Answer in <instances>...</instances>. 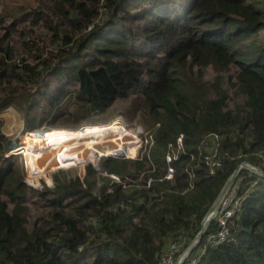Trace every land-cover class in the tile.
I'll return each mask as SVG.
<instances>
[{
  "label": "trees",
  "instance_id": "obj_1",
  "mask_svg": "<svg viewBox=\"0 0 264 264\" xmlns=\"http://www.w3.org/2000/svg\"><path fill=\"white\" fill-rule=\"evenodd\" d=\"M14 1L0 0V111L25 110L26 147L43 124L79 127L129 98L154 142L35 188L0 122V264H159L197 237L241 163L264 172V0H28L9 13ZM236 184L233 238L210 244L212 220L198 264H264V177L243 169Z\"/></svg>",
  "mask_w": 264,
  "mask_h": 264
},
{
  "label": "rangeland",
  "instance_id": "obj_2",
  "mask_svg": "<svg viewBox=\"0 0 264 264\" xmlns=\"http://www.w3.org/2000/svg\"><path fill=\"white\" fill-rule=\"evenodd\" d=\"M16 1V0H15ZM13 2L11 6L8 7V12L11 13V9H16L20 5H26L28 0H17ZM31 1V0H29ZM34 4L33 1H31ZM132 98L129 99H118L107 112L96 115L94 120L91 122H86L79 127H71L66 122L60 121L57 125L51 126L49 124H43L42 128L36 129V131H41L40 135V146L36 149L44 146L42 144V138L45 136V131L49 129L54 131V136L58 137L60 134L57 131H64L65 133L80 130V138L78 143H82V149L86 156H76L70 160L58 161L54 164L49 163V156L43 157V159L34 165L32 168H28L27 160L30 155L26 158V153L21 148H25L31 132L25 131L26 114L25 110L21 109L16 105H10L5 107L0 111V122L1 130L10 137L11 139V153L19 154V163L24 169L26 175V181L31 185L41 187L45 182L47 185L51 183V176L59 171L68 174V178L84 177L85 167L89 164L97 166L101 159L112 156V157H124L132 158L138 157L141 154L142 138H146V130L140 123V113H129L128 110L131 106ZM30 106H26L29 108ZM32 109V108H30ZM119 124H122L124 128H119ZM92 126V127H91ZM95 126V127H94ZM93 128L94 132L85 134V130ZM107 131H104L106 130ZM99 130V131H98ZM107 132L111 134H117L123 132L126 137L122 136L123 143L120 145L124 148L120 149L113 142H108L109 146L103 144V140H107L106 137L100 136L99 133ZM27 137L24 139L23 137ZM85 136V137H83ZM75 139V138H74ZM75 148H72L74 150ZM81 148L77 147L76 151H80ZM112 154V155H109ZM95 166V167H96ZM98 167V166H97ZM251 171V170H250ZM232 184H229L226 190L223 192L224 195H229L232 190ZM31 185V186H33ZM34 186V187H35ZM53 186V184L49 185ZM231 187V188H230ZM223 194L221 196H223ZM220 196V197H221ZM214 216V215H213ZM195 240L191 242L190 245L194 243ZM197 243V242H196Z\"/></svg>",
  "mask_w": 264,
  "mask_h": 264
},
{
  "label": "built area",
  "instance_id": "obj_3",
  "mask_svg": "<svg viewBox=\"0 0 264 264\" xmlns=\"http://www.w3.org/2000/svg\"><path fill=\"white\" fill-rule=\"evenodd\" d=\"M147 143L153 144L152 137L147 140ZM179 147L182 146V136L178 139ZM176 157L168 155V160L171 161ZM216 163L212 162V165ZM247 170L251 173L257 174L259 176H264V173L260 171V169L255 166L244 162L239 170L238 174L243 170ZM251 170V171H250ZM174 173V169L170 168L167 174V178H172ZM233 189H230L229 195H224L220 200L217 210L214 214V219H218L222 228L220 232L216 235H212L209 237V242L212 245H218L224 241H228L232 239V219L237 214V212L241 209L242 204L246 198V194L243 196H238V185L236 182L232 184ZM182 249V244L172 243L171 249L164 254L159 264H198L200 258L192 256V251L190 249ZM204 251H202L203 253Z\"/></svg>",
  "mask_w": 264,
  "mask_h": 264
},
{
  "label": "bare ground",
  "instance_id": "obj_4",
  "mask_svg": "<svg viewBox=\"0 0 264 264\" xmlns=\"http://www.w3.org/2000/svg\"><path fill=\"white\" fill-rule=\"evenodd\" d=\"M119 128H124V126L122 124H119ZM94 130L95 129H93V128L87 129V130H85V134L92 133V132H94ZM54 131H56V130L49 129V130L45 131V136L42 138V144L44 146H42L39 149H34L32 154L31 155L29 154L30 157L27 160L28 168L34 167V165L39 163L43 159L44 156L45 157L49 156L48 162L51 164H54L58 161L70 160L76 156H86L87 155L84 153V150L82 149V143L77 142L78 139L80 138V136H79L80 132H81L80 130L71 131L68 133H65L64 131H57V133L60 134L58 137L54 136ZM104 131H107V129ZM122 133L123 132H119L117 134H111V133L100 131L99 135L107 138V140H103V144L105 146H109L108 142H113L114 145H116L117 147L122 149V148H124L123 146H126V145H120L119 146V144H122L123 140H124V139H122V136L126 137ZM31 134H29V135H31ZM40 135H41V131L39 132L37 140L35 141V143H37V141L40 143V140L38 139V138H40ZM83 137H85V136H83ZM35 143L30 145V147L29 146L26 147V149H24V148H21V149H23L24 153H26L35 145ZM77 147H80L81 150L75 152ZM72 148H75V149L72 150ZM109 155H112V154H109ZM26 156H27V154H26ZM98 163H100V162H98ZM223 196H224V194H223ZM214 210L216 211V209H214ZM215 211H211L208 214V216L205 218V220H204L205 226L210 224L211 219H212Z\"/></svg>",
  "mask_w": 264,
  "mask_h": 264
},
{
  "label": "water",
  "instance_id": "obj_5",
  "mask_svg": "<svg viewBox=\"0 0 264 264\" xmlns=\"http://www.w3.org/2000/svg\"><path fill=\"white\" fill-rule=\"evenodd\" d=\"M99 165H100V163H97V168H99ZM237 173H238V170H236L233 174H232V176L229 178V180H228V182L225 184V186L223 187V189H222V191H221V193H220V195H219V197L217 198V200L214 202V204H213V206L210 208V210L208 211V213L206 214V216L204 217V219H203V221H202V229H201V231L199 232V234H198V236H197V239L194 241V243L189 247V248H194L197 244H198V242H199V240H200V238H201V236H202V234L205 232V230H206V227H207V225L205 226L204 225V220H205V218L208 216V214L211 212V211H215L214 209H216V207H217V205H218V202H219V198H220V196L223 194V192L226 190V188H227V186L230 184L231 185V183H233L234 181H235V179H236V177H237ZM197 242V243H196Z\"/></svg>",
  "mask_w": 264,
  "mask_h": 264
},
{
  "label": "clouds",
  "instance_id": "obj_6",
  "mask_svg": "<svg viewBox=\"0 0 264 264\" xmlns=\"http://www.w3.org/2000/svg\"><path fill=\"white\" fill-rule=\"evenodd\" d=\"M35 132H38V131H35ZM31 133H34V132H31ZM31 133H30V134H31ZM146 136H147L146 138H142L141 154H140L138 157H132V159H133V158H134V159H135V158H139L140 156H142V152L144 151L145 147H146L148 144H150V143H147V140L150 139L151 137H152V139H153V136H152V134H150V133H147V132H146ZM181 136H183V135H181ZM181 136H180V137H181ZM180 137H179V138H180ZM153 142H154V139H153ZM150 145H152V144H150ZM11 150H12V149H11ZM243 163H244V162H243ZM243 163H241V165H242ZM247 163H249V162H247ZM249 164H251V163H249ZM241 165H240V166H241ZM251 165H252V164H251ZM99 166H100V165H99ZM240 166L238 167L237 170H239ZM253 166H254V165H253ZM255 167H256V166H255ZM96 168H97V167H96ZM256 168H258V167H256ZM97 169H99V168H97ZM258 169H259V168H258ZM260 171H262V170L260 169ZM262 172H263V171H262ZM263 173H264V172H263ZM256 175H257V174H256ZM237 176H238V173H237ZM112 177L118 180L117 177H115V176H112ZM262 177H264V176H262ZM236 178H237V177H236ZM51 180H52V178H51ZM234 182H236V179H235ZM234 182H233V183H234ZM51 184H53V181H52L51 183H48V185H51ZM31 185H33V184H31ZM33 186H35V185H33ZM35 188H40V187L35 186ZM219 195H220V194H219ZM218 197H219V196H218ZM222 197H223V196H221V197L219 198V202H220V200L222 199ZM219 202H218V203H219ZM212 206H213V205H212ZM217 207H218V205H217ZM216 210H217V208H216ZM215 212H216V211H215ZM214 214H215V213H214ZM212 220H214V216L212 217L211 222H212ZM211 222H210V223H211ZM208 225H209V224H208ZM208 225H207V227H208ZM207 227H206V229H207ZM197 236H198V235H197ZM201 237H202V236H201ZM196 239H197V237H196L194 240H196ZM199 241H200V240H199ZM198 244H199V242H198ZM198 244H197V245H198ZM197 245H196V246H197ZM190 246H191V245H189V246L187 247V249H190V250L193 252L196 246H195L194 248H192V249L189 248Z\"/></svg>",
  "mask_w": 264,
  "mask_h": 264
}]
</instances>
